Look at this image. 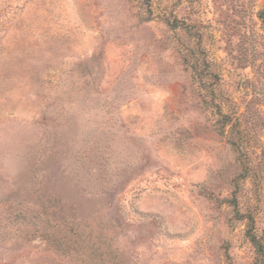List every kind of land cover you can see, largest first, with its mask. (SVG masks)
I'll return each mask as SVG.
<instances>
[{
	"label": "rangeland",
	"instance_id": "374dc122",
	"mask_svg": "<svg viewBox=\"0 0 264 264\" xmlns=\"http://www.w3.org/2000/svg\"><path fill=\"white\" fill-rule=\"evenodd\" d=\"M264 0H0V264H254Z\"/></svg>",
	"mask_w": 264,
	"mask_h": 264
},
{
	"label": "trees",
	"instance_id": "16d2710c",
	"mask_svg": "<svg viewBox=\"0 0 264 264\" xmlns=\"http://www.w3.org/2000/svg\"><path fill=\"white\" fill-rule=\"evenodd\" d=\"M245 236L254 248V264H264V239L257 237L251 228L246 231Z\"/></svg>",
	"mask_w": 264,
	"mask_h": 264
}]
</instances>
